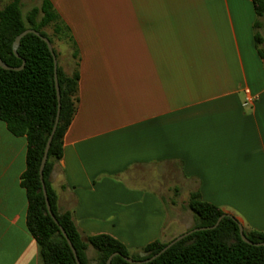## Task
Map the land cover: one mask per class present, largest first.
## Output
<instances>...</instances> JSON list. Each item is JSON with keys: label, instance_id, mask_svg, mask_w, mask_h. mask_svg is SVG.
I'll use <instances>...</instances> for the list:
<instances>
[{"label": "crops", "instance_id": "1", "mask_svg": "<svg viewBox=\"0 0 264 264\" xmlns=\"http://www.w3.org/2000/svg\"><path fill=\"white\" fill-rule=\"evenodd\" d=\"M50 1L81 58L80 104L52 174L59 211L85 237L140 250L164 241L165 194L184 187L264 232V62L252 1ZM27 154V137L0 120V264H41L27 226Z\"/></svg>", "mask_w": 264, "mask_h": 264}, {"label": "trees", "instance_id": "2", "mask_svg": "<svg viewBox=\"0 0 264 264\" xmlns=\"http://www.w3.org/2000/svg\"><path fill=\"white\" fill-rule=\"evenodd\" d=\"M257 16L254 25L256 49L264 62V0H251ZM0 0V58L12 68L25 67L21 71L0 67V120L10 132L28 140L27 169L22 185L28 196L27 226L35 238L41 264H77L74 254L59 226L50 216L40 179V166L46 144L53 131L58 99L55 83L54 58L47 44L34 34L26 35L18 53L13 52L16 38L26 30H35L50 40L58 59L55 41L65 42L72 48L71 71L66 73L58 60V81L61 91V113L56 133L50 147L44 169V182L52 212L72 242L81 264H106L110 256L119 253L111 264H130L124 258L146 261L159 254L170 242L155 241L143 249L129 250L117 239L100 235L85 237L77 229L72 214L61 213L58 196L52 187V174L63 159L64 137L79 108L80 51L70 28L54 9L50 0H43L38 8L27 15L22 11L21 0H12L2 7ZM52 29V34L46 32ZM188 209L194 216V225L188 230L214 227L227 215L220 207L202 200L200 192L190 194ZM240 222L233 216H225L215 229L195 232L175 244L148 264H264V246L244 242L240 236ZM248 240L264 244V232L244 229ZM96 257L90 259L89 248Z\"/></svg>", "mask_w": 264, "mask_h": 264}, {"label": "water", "instance_id": "3", "mask_svg": "<svg viewBox=\"0 0 264 264\" xmlns=\"http://www.w3.org/2000/svg\"><path fill=\"white\" fill-rule=\"evenodd\" d=\"M34 34L36 36H38L39 38H41L48 46V49L49 51L51 52L53 58H54V69H55V83H56V91H57V99H58V113H57V118H56V122H55V125H54V128H53V131L48 139V142L46 144V148H45V151H44V155H43V158H42V162H41V166H40V179H41V183H42V190H43V193H44V197H45V200H46V206H47V209H48V212L50 214V216L53 218L54 222L59 226L63 236L65 237V239L67 240L73 254H74V257H75V260H76V263L77 264H81L79 258H78V255H77V252L72 244V242L70 241V239L68 238L65 230L60 226L59 222L57 221V219L55 218L53 212H52V209H51V205H50V201H49V198H48V194H47V189H46V185H45V182H44V169H45V166H46V163L48 161V155H49V151H50V147H51V144H52V141H53V137L56 133V130H57V127H58V123H59V119H60V113H61V91H60V86H59V81H58V74H57V71H58V59L56 57V54L54 53V49H53V46L50 42L49 39L43 37L39 32L35 31V30H26L25 32H23L22 34H20L17 38H16V41L13 45V52L14 54L16 55V57L20 58V55L18 53V48L20 46V43H21V40L28 34ZM0 67L5 69V70H14V71H21L22 69H24L25 67V61H23V64L21 67H18V68H12L10 66H8L6 63H4L2 61V59L0 58ZM225 216H228V215H224L222 216L217 224L214 226V227H211V228H201V229H194V230H191L189 232H186L180 236H178L177 238H175L172 242H170L168 244V246L166 248H164L159 254H157L156 256L152 257L151 259L149 260H146V261H134L130 258H124L125 261H127L128 263L130 264H148L152 261H154L155 259H157L160 255H162L163 253H165L167 250H169L171 247H173L175 244H177L178 242L182 241L183 239H185L186 237H188L189 235H192L193 233L195 232H199V231H205V230H210V229H215L219 224L220 222L222 221V219L225 217ZM239 229H240V236L242 238V240L244 242H246L247 244H250V245H254V246H264V244H254L252 243L250 240L247 239L246 235H245V232H244V227L239 224ZM117 256H120L119 253H115L113 254L112 256H110V258L108 259L107 263L106 264H111L113 259Z\"/></svg>", "mask_w": 264, "mask_h": 264}, {"label": "rangeland", "instance_id": "4", "mask_svg": "<svg viewBox=\"0 0 264 264\" xmlns=\"http://www.w3.org/2000/svg\"><path fill=\"white\" fill-rule=\"evenodd\" d=\"M39 3L36 0H26L23 5L24 15H27L33 8L39 7ZM46 32L51 35L52 29L47 28ZM261 35L264 38V27L261 30ZM54 48L58 52V60L60 66L66 73L71 69L69 56L72 52V48L65 42L55 41ZM189 191L182 187L179 190H173L172 192H166L165 197L167 198L168 206V224L166 232L164 234V242H169L179 234L189 230L194 225V216L188 209V203L190 199ZM174 203V204H172ZM88 255L90 259L96 257L95 249L89 248Z\"/></svg>", "mask_w": 264, "mask_h": 264}, {"label": "built area", "instance_id": "5", "mask_svg": "<svg viewBox=\"0 0 264 264\" xmlns=\"http://www.w3.org/2000/svg\"><path fill=\"white\" fill-rule=\"evenodd\" d=\"M245 101H244V107H250L253 106L256 96H254L250 89H245Z\"/></svg>", "mask_w": 264, "mask_h": 264}]
</instances>
